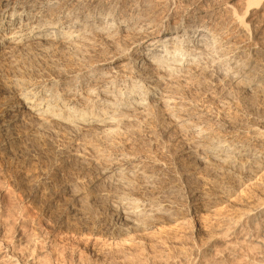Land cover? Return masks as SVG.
<instances>
[{"label": "rangeland", "instance_id": "rangeland-1", "mask_svg": "<svg viewBox=\"0 0 264 264\" xmlns=\"http://www.w3.org/2000/svg\"><path fill=\"white\" fill-rule=\"evenodd\" d=\"M4 1L0 0V9H2ZM83 1L86 4L98 1L101 5L104 4L103 6H108L110 3L117 1L118 7L120 6L117 9L119 12L122 8L126 10L128 5L133 4L135 0ZM141 2L148 5L151 18L154 23L156 22L155 28L160 27V22L162 25H165V23L174 24L182 19L184 24L190 23L191 20L202 22L209 18V15L214 14L212 18H209L215 21L213 22V29H223L228 31L227 34L230 33L226 37L228 38L227 41L222 44L230 47V49L229 47L225 49V53L231 52L232 48H240L242 45L241 49L245 54L240 56H245L248 53L245 51L248 46L255 44L256 59L264 60V0H203L198 5H195L194 1L191 2V0H141ZM246 9H249L247 10V15L242 16V21L246 24L245 32H240V29L237 30L236 24L232 23L234 21H232L231 17H240ZM230 13L232 14L231 16ZM188 17L189 19H187ZM114 28L115 30H113ZM113 29L111 34L114 37L110 39L112 45L93 35H90L89 39H87L89 43L86 40V44L81 42V44L77 43L74 47L69 46L71 50L69 47H67V50L66 47L60 46L59 41V44H56V41V43H51V45L50 43L46 44L45 42L31 40L26 44L23 43L22 45H14L8 48H6L8 44H3L0 48V114L5 102L14 101L12 103L15 108L18 105V101H15L9 92L8 82L10 80L50 79L55 81L59 90L67 83H70V85L76 86L75 90L80 89V93H83L82 89H86L84 87L87 86V83H90L88 79L106 67L101 62L104 61V58L113 57V62L116 63L117 59L115 58L118 56V52H127L128 57L123 56V59L127 57L126 60L128 62L124 60L118 65L125 63V70H129V67L132 69L133 59L137 55L133 54V51L128 48L136 35L133 33H127V35L125 32L118 34L115 26ZM255 32L258 35L256 34L257 38L253 39L250 36H253ZM5 33L1 32L0 34ZM124 34L126 35L124 36ZM78 44L79 46H77ZM122 47L125 50L121 49ZM73 50L77 53H72L74 52ZM88 66L90 70H84ZM197 70L195 68L194 73H192L193 77L198 74L194 77L196 80L191 76L193 80L171 82L172 84H177L175 86L174 84H169V81L163 82V84H169L165 86L169 90L167 93L171 97L170 99L174 104L177 103V106H181L182 110H178L177 116L187 113L191 122L204 121L208 126L212 125L211 127H218L225 120L231 121L233 124H238L239 121V123L241 122V124L248 127L255 125L253 124L255 118L264 114V94L261 96L260 93L253 92L252 94H255L254 98L253 95L242 94V90H239L242 83H237V81L232 82L234 84L230 82L226 83L227 85L224 84L227 89L224 90L223 87L221 88V82L218 83L216 79L208 74H201ZM80 75L86 80L79 81L78 79L82 78ZM66 76L68 77L65 80L62 79V77ZM61 80L67 82L61 83ZM163 84H158L160 91L158 90L157 95L155 94L156 99L164 93L165 86ZM169 86L173 87L170 89ZM87 87L89 88L90 86L88 85ZM221 89L223 90L221 91ZM171 90L175 92L173 93ZM223 93H227L229 97V100L226 99V103L225 99H222V96L220 97V94ZM153 106V108L151 107L150 109L149 107V110L147 109L144 112L145 115H143L144 113L142 115L134 114L135 117L130 118L132 121H128L129 124L127 122V124L122 123L118 128L117 134L119 132L121 134L124 131L123 134L118 135L119 139L117 134L116 136L114 135L113 138L116 140L112 142L114 139L111 140L110 138L111 142L109 143L111 145L104 143L105 147L104 144L102 145L103 141H99L100 137L96 134H93L95 138L90 133H77V136L75 135L76 133L66 132V130H62V132L57 129L54 131L45 130L47 137H44L45 133L42 132L43 134H36L34 135L35 137L33 135L31 138L27 136L24 142L17 140L12 145L15 150L9 152L8 149L5 151L1 148V144L8 140L5 141L0 135V264H264V185L244 181H240L238 184L232 177H227V175L221 173L218 174L219 172L216 173L209 165V167L200 166L199 168L194 165L196 172L193 177L187 179V183L189 182L188 184L191 187H205L201 199L197 200L195 196L189 198L193 207L198 209L199 216L195 218L194 216L183 215V219L177 223L166 224L167 226L164 225L159 230L149 229L150 232L146 230L143 233L140 232V234L133 233V236L131 234L126 236L120 234L116 229L107 232L104 229L103 222L97 221L95 211L91 209H85L88 210L87 212L82 210L84 215L79 217L76 211L67 208V205L71 204L73 200L71 190H68V184L72 180L73 183L78 181L80 183L75 182L74 187L76 188L79 184L80 187L78 186L76 189L82 188L81 183L83 181L79 180L81 179V174L87 170V165L84 162L86 160L89 161V158L96 156L95 159L102 158V160H106L121 150L122 152L117 153H131L142 161L152 159L156 162L157 160V163H160L165 170L172 167L173 157L178 148L181 150V147L186 144L184 136L188 131L186 130L188 126L184 124L186 121L172 122L170 114L164 108H161L159 104ZM9 116V114H6L2 119L3 122ZM119 129L123 130L119 131ZM68 132L71 137L67 134ZM87 134H90V137H87ZM73 136L77 137L73 138ZM15 143L18 144L16 145ZM118 144L121 145L119 146ZM113 145L116 146L114 147L115 150H112ZM31 147L39 150L34 151L35 156L28 151L29 149L31 150ZM51 148L54 149L52 150ZM55 149H64L69 154L70 152L76 153L80 155L81 159L79 160L84 159L82 160L84 162H79V160L78 163L77 161L74 162L75 159L72 157L70 159L69 155L67 157L63 156L65 160L64 158L61 159L62 157L55 154ZM101 150L106 152L102 153ZM19 151L21 153L23 151V153L21 154ZM107 151L110 152L107 153ZM98 152L101 153V156H99ZM23 154L24 156H20ZM88 161L86 162L88 163ZM50 166L51 169L49 168ZM190 167L186 166L188 170ZM44 176H51L50 178L55 179L54 186L47 188L44 181H42ZM97 188L94 189L95 192L98 191L96 190ZM185 200L188 201V199H183L181 202ZM99 205L102 207L103 203ZM112 218L113 216L110 217V222L111 226H114ZM196 221L200 222L198 226L195 224Z\"/></svg>", "mask_w": 264, "mask_h": 264}, {"label": "bare ground", "instance_id": "bare-ground-1", "mask_svg": "<svg viewBox=\"0 0 264 264\" xmlns=\"http://www.w3.org/2000/svg\"><path fill=\"white\" fill-rule=\"evenodd\" d=\"M193 1L195 5H198L203 0H191V2ZM142 2L141 0H135L133 4L128 5L126 10L122 8L119 12L117 9L120 6L118 7L117 1L112 4L110 3L108 6H103L104 4L102 3L103 5H101L98 1L86 4L83 0H5L2 3V9H0V33L6 32L5 34H0V48L3 44H8L6 47L8 48L14 45L26 44L32 40L45 42L46 44H53L56 41V44H59V41L60 46L62 45V47L64 46L67 49L69 46L74 47L77 43H85L90 35L97 36L100 40L111 43L110 39L114 37L111 32L115 26L118 34L125 32L126 34L133 33L136 35L128 49H131L133 54L137 55L133 59L132 69L129 67V70H125V63L118 64L124 60L127 61L128 54H126L127 52H118L115 48L118 52V56L115 58L117 62L114 63V58L110 56L109 59L104 58V61L101 62L106 67L88 79L90 83H87V86L89 85L90 87H84L86 89H82L83 93H80V89L75 90L76 86H72L70 83H67V85L59 90L56 87L55 81L50 79L37 80L30 78L27 80H10L8 82L9 92L12 98L18 101V105L15 108V105L12 103L14 101H7L0 114V135L5 141L8 140L1 144V148L5 151L7 149L9 152L14 151L15 147L12 145L17 140L24 142L27 136L31 138L42 132L45 133L44 137H47L45 130L54 131L57 129L61 131L66 130V132L69 131L73 134L76 133L75 135L77 133H90L94 137L93 134H96L101 139L98 138L99 141H103V143L101 142L102 145L104 143L108 145L107 143L111 142L110 138L111 140L114 139L113 136H116L118 128L122 123L132 121L131 117H135L136 114L142 115L147 109L149 110V107L151 109V107H154L153 105L156 106L157 104L170 114L172 122L186 121L184 123L188 126V128L186 127L188 131L184 136L186 144L181 147V150L178 148L179 152L177 151L173 157L172 167L166 170L160 163H157V160L156 162L152 159L142 161L131 153V155L117 153L122 152L121 150L106 160H102V158L95 159L96 156L94 155V158H89V161L86 160L88 161L87 163L86 161H82L84 159L80 161V155L76 153L70 152L69 154L64 149H55V154L62 157L61 159L69 155L70 159L71 157L75 159L74 162L77 161L78 163L79 160V162H84L87 165V170L83 169L85 171L80 176L82 180H79L83 181L81 183L82 188L76 189L79 184L76 188L74 187L75 182L78 181H74L73 183L72 180L68 184V190H71L73 200L71 204L67 205V208L76 211L79 217H83L84 215L82 210L91 209L95 211L97 221L103 222L105 231L110 232V230L116 229L118 233L125 236L128 234L133 236V233L140 234V232L143 233L146 230L149 231V229L159 230V228L161 229L166 224L172 225L173 223H177L183 219V215L194 216L195 218L199 216L198 209L193 207L192 203H190L192 201L189 198L195 196L197 200L201 199L205 187H191L188 184L189 182L187 183V179L193 177L196 172L194 165H197L198 168L209 165L216 173L219 172L218 174L221 173L227 175V177H232L238 184L240 181H244L264 185V114L255 118L256 123H253L255 125L248 127L241 124V122L239 123V121L238 124H233L231 121L228 122L225 119L222 124L219 123L218 127L208 126L204 121L191 122L187 113L177 116L178 110H182L181 106H177V103L174 104L170 99L171 97L167 93L169 90L165 86L168 83L163 84L164 81H169V84L173 81L186 82V80L191 79L193 71L197 68V71H200L201 74L206 73L216 79L218 83L221 82V88L223 87L224 90H227L224 84L237 81V83H242L241 88L239 87V90L241 89L243 92L242 94H250L254 98L255 94L252 93L256 92L262 96L264 94V60L260 61L256 59L255 44L248 46L247 50H245L248 53L245 56H240L245 54L241 49L242 45L241 47L239 46L240 48H232L231 52H227L229 54L225 53V49H228L227 47L229 46L222 44L224 41H227L228 38L226 37L230 33L227 34L228 31L223 29H213V22L215 21L209 18H212L214 14L209 15V18L202 22L191 20L190 23L184 24L182 19L174 24L165 23V25H162L160 22V27L155 28L156 22L154 23V20L151 18L148 5ZM247 10L249 9H246L238 18L231 17L232 21H234L232 23L236 24L237 30L240 29V32H245L244 28L246 24L242 21V16L247 15ZM230 16L228 17L230 18ZM256 34L257 32L250 37H253V39L257 38L258 34ZM118 37L120 38V36ZM127 46L129 45L127 44ZM121 49L125 50L123 47ZM123 56L127 57L123 59ZM79 59L81 60V58ZM84 70L88 71L90 67L88 66ZM67 77H62V79L65 80ZM194 77L193 79H195ZM78 80L84 81L86 79L82 77ZM64 82L62 81L61 83ZM158 84H163L165 88L164 93L156 99L155 94L159 90ZM173 84L174 86L177 85ZM173 84L171 83V85ZM171 91L175 92L174 90ZM250 95L249 97H251ZM221 96L222 99H225V103L229 100L227 93L220 94ZM6 114L10 116L3 122L2 119ZM122 130L119 129V131ZM69 132L67 133L68 135L70 134ZM90 134L86 136L90 137ZM77 136H73V138ZM168 140L170 141V139ZM15 144L17 145L18 143ZM109 145L111 144L109 143ZM114 145L113 147L111 146L112 150H115L114 147L116 146ZM104 147L102 146L103 149ZM32 149L33 147L28 151L32 152L33 155L34 151H39L36 148ZM99 154L101 156V153ZM33 155L31 156L34 157L35 155ZM20 156H24V154ZM186 166L191 167L188 170ZM49 168L51 169V166ZM199 170L201 171V169ZM50 177L44 176V180H42L47 188L54 186L55 179ZM95 188L98 191L95 192ZM64 197L63 199L66 198ZM183 199H188V201L181 202ZM101 203H103L102 207L99 205ZM85 211L87 212L88 210ZM112 216L113 227L110 222V217ZM199 221L195 222L197 226L200 224Z\"/></svg>", "mask_w": 264, "mask_h": 264}]
</instances>
